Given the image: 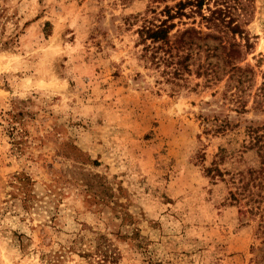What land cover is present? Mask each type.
Masks as SVG:
<instances>
[{
    "label": "rangeland",
    "instance_id": "obj_1",
    "mask_svg": "<svg viewBox=\"0 0 264 264\" xmlns=\"http://www.w3.org/2000/svg\"><path fill=\"white\" fill-rule=\"evenodd\" d=\"M179 1L0 0V264H264V0L240 71L202 39L174 75L137 31Z\"/></svg>",
    "mask_w": 264,
    "mask_h": 264
},
{
    "label": "trees",
    "instance_id": "obj_2",
    "mask_svg": "<svg viewBox=\"0 0 264 264\" xmlns=\"http://www.w3.org/2000/svg\"><path fill=\"white\" fill-rule=\"evenodd\" d=\"M208 1L211 0H185L179 1L174 8L176 11H172L171 8H165V19L158 20V24L149 23L147 26L141 27L138 31V38L141 44L144 45V51L150 52L148 59L154 63L155 65H159L160 63H171L168 61L170 58H176V61L172 59V62L176 68H174V75H177L178 71L183 68L187 70L186 62L190 58L189 50L195 45L196 40L200 41L202 39H211L213 41L219 40L221 45V52L219 55L214 52L218 49V47H210L206 46L208 57H218L222 60L224 65V71L228 68V72L230 71H240L241 68L237 67L235 61H240L242 55L245 53L243 49L245 48L248 51L251 48L249 43V36L246 31L241 27H245L249 24V18L252 12V1L253 0H245L244 2H239L237 0H224L220 6L223 8H219L217 5V1H214V8L210 9L206 7L208 12L207 15L203 13V7L208 5ZM232 4V5H230ZM186 9L189 12H186ZM200 18L199 24H205V28L211 31H215V34H206L204 38L200 37V31H198L195 27L191 26L183 31L177 30L175 34H171V32L177 28V24L184 25L181 23L182 18H194L195 16ZM178 18L179 21L174 23V20ZM194 20L191 22L193 25ZM199 27V26H198ZM235 36H238L239 41L236 40ZM172 38L174 40L172 41ZM241 40L244 41V45L241 44ZM177 49V51H186L184 55L175 54V56H170L172 51ZM243 52V53H242ZM171 63V64H172ZM200 70H202L203 66H198ZM201 73L203 75L209 76L211 73L218 75L212 69H203ZM227 72V71H226ZM199 71L196 73L197 76L202 75ZM237 80L239 84L241 82ZM260 96L254 102L258 107L264 104V82L262 84V88L260 89ZM241 99V96L238 97ZM249 135H254L255 130L252 128L248 129ZM255 138V137H254ZM201 156H198V158ZM263 166L256 172L254 175L255 178H262L264 180V153L261 155ZM206 176H210L214 179L215 176H222V173L216 166L207 167L204 170ZM253 179V177H252ZM260 184V183H259ZM262 184V183H261ZM232 199H234V195H232ZM83 252V251H82ZM81 254V253H80ZM80 257L84 258H97L99 262H115V257L111 255V252L106 249V240L103 237H99L96 239V245L94 249L90 253H84Z\"/></svg>",
    "mask_w": 264,
    "mask_h": 264
}]
</instances>
